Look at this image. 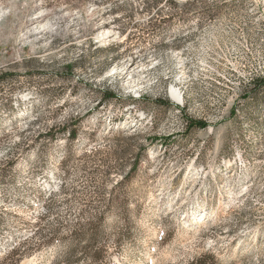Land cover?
<instances>
[{
  "label": "rangeland",
  "instance_id": "obj_1",
  "mask_svg": "<svg viewBox=\"0 0 264 264\" xmlns=\"http://www.w3.org/2000/svg\"><path fill=\"white\" fill-rule=\"evenodd\" d=\"M0 71L15 73L0 84V207L34 217L65 181L57 207L73 214L143 145L106 221L108 264H264V0H0ZM92 147L120 164L106 174ZM29 232L9 220L0 262Z\"/></svg>",
  "mask_w": 264,
  "mask_h": 264
},
{
  "label": "trees",
  "instance_id": "obj_2",
  "mask_svg": "<svg viewBox=\"0 0 264 264\" xmlns=\"http://www.w3.org/2000/svg\"><path fill=\"white\" fill-rule=\"evenodd\" d=\"M14 74L13 72L0 71V84L7 76ZM260 82L259 86L263 85L264 79H261ZM94 89L100 92L101 99L104 101L118 96L108 89ZM154 102L158 105L167 104L160 98L155 99ZM205 126L206 123L203 120L185 118V130L193 127L204 128ZM60 130L62 133H66L69 138L75 137V129L69 128L66 123H63ZM120 133L122 132H117V134ZM38 136L54 138L51 129L43 134L39 133ZM128 139L131 138L128 137ZM144 148L143 145L139 146L134 159L128 164V172L112 184L110 191L95 190L89 197L81 198L80 207H77L73 214L61 213L57 207L58 202L60 204L67 200L69 187L65 181H61L54 190L40 193L42 210L34 217L18 216L14 210L0 207V231L8 226L9 220L15 224L20 222L30 228L29 233L10 243L0 264H18L24 257L53 245L58 246V249L54 252L50 264H108L109 243L105 238L106 221L109 215L116 211L125 213V195H122L117 188L127 183L131 176L137 173L142 160L139 151ZM82 155L85 160L100 161L106 174L115 168V164H120L118 163L119 152L115 148L103 151L98 147H92ZM111 161L114 162V165L110 163ZM0 162L9 164L10 159L6 161L1 159ZM2 170L0 169V171ZM106 193L108 195H105ZM126 217L125 214L123 218Z\"/></svg>",
  "mask_w": 264,
  "mask_h": 264
},
{
  "label": "bare ground",
  "instance_id": "obj_3",
  "mask_svg": "<svg viewBox=\"0 0 264 264\" xmlns=\"http://www.w3.org/2000/svg\"><path fill=\"white\" fill-rule=\"evenodd\" d=\"M43 12V11H42ZM45 13V12H44ZM49 14V13H48ZM39 15V14H38ZM38 21V20H37ZM35 22V21H34ZM35 29V28H34ZM169 96L171 97L172 100L174 101H181L182 100V95L181 92L174 86H171L169 89Z\"/></svg>",
  "mask_w": 264,
  "mask_h": 264
}]
</instances>
